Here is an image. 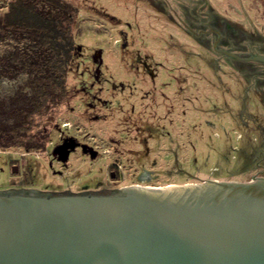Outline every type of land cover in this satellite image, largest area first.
Wrapping results in <instances>:
<instances>
[{
  "label": "rangeland",
  "instance_id": "rangeland-1",
  "mask_svg": "<svg viewBox=\"0 0 264 264\" xmlns=\"http://www.w3.org/2000/svg\"><path fill=\"white\" fill-rule=\"evenodd\" d=\"M8 1L0 0V15ZM65 1L76 6L72 31L82 52L67 76L68 97L41 118L49 135L45 148L0 147V189L95 190L114 178L108 173L115 166L119 178L110 185L120 187L138 178L143 185L248 180L261 168L257 163L264 165V108L247 102L248 116H239L241 99L230 74L218 71L216 78L203 57L190 53L204 55L202 49L170 18L157 20L154 12L138 9V30L133 4L125 0ZM209 2L237 32L257 30L264 36V0ZM123 19L131 27L125 26L126 39L120 41ZM14 45L15 40L0 38V57ZM144 50L164 65L158 74L164 86L138 83V55ZM92 51L98 61L89 60ZM23 77L0 75V100L15 96ZM226 80L230 93L222 89ZM144 88L151 92L141 98ZM14 165L17 172L11 170ZM149 174L148 180L142 178Z\"/></svg>",
  "mask_w": 264,
  "mask_h": 264
},
{
  "label": "water",
  "instance_id": "water-1",
  "mask_svg": "<svg viewBox=\"0 0 264 264\" xmlns=\"http://www.w3.org/2000/svg\"><path fill=\"white\" fill-rule=\"evenodd\" d=\"M0 264H264V175L108 192L0 189Z\"/></svg>",
  "mask_w": 264,
  "mask_h": 264
},
{
  "label": "trees",
  "instance_id": "trees-1",
  "mask_svg": "<svg viewBox=\"0 0 264 264\" xmlns=\"http://www.w3.org/2000/svg\"><path fill=\"white\" fill-rule=\"evenodd\" d=\"M75 7L65 0H9L0 15V38L15 40L0 57V75H24L16 95L0 100V147H46L41 118L67 99V76L80 55L72 31Z\"/></svg>",
  "mask_w": 264,
  "mask_h": 264
},
{
  "label": "flooded vegetation",
  "instance_id": "flooded-vegetation-1",
  "mask_svg": "<svg viewBox=\"0 0 264 264\" xmlns=\"http://www.w3.org/2000/svg\"><path fill=\"white\" fill-rule=\"evenodd\" d=\"M125 1L133 4L132 14L135 20L134 23H136L138 30V23L136 22L135 17L136 11L138 9L142 10L145 15H148L150 12H154L152 14L157 20L170 18V20H172V24L177 28L178 31L191 38V40L197 46H199L200 49H202L204 55H201L198 52L190 53H192V55H200L203 57V61L205 62L204 66H206L210 71H214L213 73L216 75V78L219 74L218 71L230 74L228 75V78L233 84L236 85V94L239 100L241 99L239 105L240 107L236 109V112L240 111L239 116H248V114L246 115V113L249 112L246 110L247 102H250L253 107L258 106L259 108L262 106V108H264V61L246 58L237 59L230 57L220 51L221 49H225L236 53L241 57H246L254 53L264 55V36H262L257 30H252L251 34L243 31L237 32L236 29L231 26V20L223 18L219 15V13H216L214 6L210 4L209 0H172L171 3L167 2L166 0ZM96 4L98 5L99 2ZM97 5H90V7L87 5V8H98L99 10L100 8ZM101 12H103V10H101ZM111 18L115 19L113 15H111ZM118 21L120 22L121 20ZM122 22L124 27L119 28V33L122 34L121 37H119L120 41H124L126 39L125 36L127 32L125 30V26L127 25L128 27H131V24L126 19H123ZM145 39L146 41L148 40V38ZM100 52L98 51V54L102 56ZM78 53H82L81 49L78 50ZM96 53H93V51L91 52L89 55L90 61L95 59L96 61L99 60V57ZM205 53L212 60L208 59L207 61L204 59V56L206 55ZM138 57V65H140L138 67L140 68L142 74L138 83L143 82V86L145 88L151 84H154V88L156 87L157 82L159 85L164 86L165 83L163 79H161V77L158 75L162 73V68H164V65H162L160 61L153 59L147 50H144V54H142V56L138 55ZM178 66L182 68L185 67L184 65ZM96 67L97 65L94 62L91 70V72H93V76H96L97 74ZM195 70L197 72V69ZM231 73L235 74L237 79L232 78ZM227 83H229V81L226 80L222 89H227L230 93L231 89L226 86ZM145 88L140 94L141 98L146 97L147 94L151 92V89L148 90ZM160 93V97L163 98L164 93L162 91ZM262 116H264V110H262ZM257 165L261 168L258 169L259 171L256 170V172L253 174L264 175V165H261L260 163H257ZM111 174L114 176V178L111 176ZM108 176L110 178L112 177L114 180L115 178H119V176L116 175V172L112 169L109 170ZM146 177L149 178L150 174L144 175L142 178L145 179ZM113 179L107 180L105 185L99 186L100 188L95 190H84V192H108L110 190L119 188L120 186H115L112 184L110 185V181L113 182ZM139 182L141 181L138 178L136 183L139 184ZM62 191L71 192V190L68 189Z\"/></svg>",
  "mask_w": 264,
  "mask_h": 264
},
{
  "label": "crops",
  "instance_id": "crops-1",
  "mask_svg": "<svg viewBox=\"0 0 264 264\" xmlns=\"http://www.w3.org/2000/svg\"><path fill=\"white\" fill-rule=\"evenodd\" d=\"M227 90V89H226ZM227 91H229V90H227ZM229 93V92H228ZM240 107V106H239ZM239 110V109H238ZM215 179H217V178H215Z\"/></svg>",
  "mask_w": 264,
  "mask_h": 264
}]
</instances>
